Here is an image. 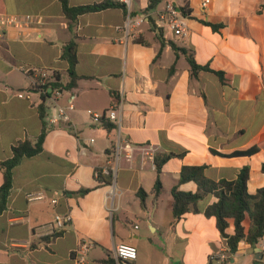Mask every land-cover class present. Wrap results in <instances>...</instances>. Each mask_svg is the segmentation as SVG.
<instances>
[{
  "label": "crops",
  "instance_id": "crops-1",
  "mask_svg": "<svg viewBox=\"0 0 264 264\" xmlns=\"http://www.w3.org/2000/svg\"><path fill=\"white\" fill-rule=\"evenodd\" d=\"M105 1L126 8L80 15L71 27L63 0H0V13L40 20L0 37V162L9 160L20 143L38 141L44 129L39 73L49 70L68 84L69 64L62 54L70 41L77 43L80 77L72 89L47 98L43 151L14 170L8 205L0 214V264H74L72 254L83 239L94 243L88 264H112L119 244L137 248L132 264H264V238L255 247L241 242L236 253L230 252L216 219L205 215L218 201L214 195L177 222L171 205L173 187L198 189L194 182L179 184L184 166H206V177L214 181L235 180L248 166V192L264 188V0H211L206 8L204 0H165L153 11H147L149 0L68 4ZM168 1L187 16L185 38L156 27L157 11ZM128 17H144L129 35L121 29ZM190 56L210 71L193 75ZM213 71L224 72L228 81ZM71 95V122H51ZM120 106L121 139L135 147L152 146L155 154L149 160L136 150L129 160L122 152L113 176L106 168L113 162L119 129L107 119L95 123L88 111ZM253 146L261 148L258 154L225 156ZM170 154L182 156L171 157L158 175L156 161ZM158 176L163 191L155 201ZM3 181L0 169V187ZM39 193L45 198L27 197ZM57 214L70 215L71 222L53 238L49 226ZM229 223L232 235L233 220ZM250 225L247 218L246 231ZM221 254L225 261L217 260Z\"/></svg>",
  "mask_w": 264,
  "mask_h": 264
},
{
  "label": "trees",
  "instance_id": "trees-1",
  "mask_svg": "<svg viewBox=\"0 0 264 264\" xmlns=\"http://www.w3.org/2000/svg\"><path fill=\"white\" fill-rule=\"evenodd\" d=\"M164 1L165 0H149L147 11L156 10V8ZM115 6L126 8L124 4L112 1H105L103 3L87 6L70 7L68 0H63V10L71 27L80 15L102 11ZM62 57L69 64L67 70L69 82L64 86V84L60 83V79L56 78L54 81H50L45 88H41L42 103L39 105V112L40 117L44 122V129L38 141L35 144L29 141L20 143L13 147L12 157L9 160L0 162V169L4 174V181L0 187V214L6 210L8 205V200L13 189L15 168L23 159L34 157L43 151L47 126V123L44 121L46 119L45 102L47 98L52 96L53 92L57 89H72L77 85V81L80 79L76 73L78 58L77 43L75 41H70L64 46ZM189 63L193 75H196L201 69L210 71L208 67L199 66L192 56L189 57ZM214 73L222 81H228L224 72ZM107 128L114 129V125H107ZM260 149L259 146H253L248 150L236 151L225 156H252L258 154ZM173 156L181 157L182 155L170 154L163 157L161 160L156 161L158 175L161 173L162 165ZM205 169L206 166H184L182 168L179 184L194 182L197 184L198 189L196 192H184L179 189V185L172 188L171 205L175 222L181 220L191 211H198L199 202L208 195H214L217 197L218 201L206 209L205 215L209 218L213 217L216 219L217 228L222 237L226 239L230 252L236 253L241 242H246L251 247H255L260 240L264 238V188L258 189L254 195H251L248 192V180L250 177V168L248 166L241 170L238 178L235 180H211L206 177ZM262 171L264 172V164L262 166ZM105 182H111L110 175L105 179ZM162 191L163 185L158 176L152 193L155 201L160 198ZM139 196L142 206L145 208L148 194L143 190L139 193ZM247 218H249L251 222L248 231H246L244 226V222ZM229 220H233L234 223V234L232 235L227 233V229L230 226ZM57 236L58 234L54 235L53 238H56Z\"/></svg>",
  "mask_w": 264,
  "mask_h": 264
},
{
  "label": "built area",
  "instance_id": "built-area-1",
  "mask_svg": "<svg viewBox=\"0 0 264 264\" xmlns=\"http://www.w3.org/2000/svg\"><path fill=\"white\" fill-rule=\"evenodd\" d=\"M125 4H130V0H119ZM211 3V0H204L202 5L203 8H206ZM40 20L36 19L31 15H9L0 13V37L5 34V32L11 28L22 29L29 27L32 24L39 23ZM144 23V17H128L124 26L121 28L123 31L129 35L130 31L140 26ZM156 27L159 30H164L171 32L175 37L185 38L189 35L190 29L187 24V16L183 14V11L173 2L168 1L165 7L162 10L157 11V22ZM55 73L50 72L49 70H41L39 73L40 81L38 85L41 88H45L46 85L55 80ZM56 96H59V90L53 92ZM19 97H23L22 94ZM75 97L69 96L68 104L66 107L58 106V116L53 117L51 122L56 124L61 123H70V112L75 110L74 104ZM120 107H111L104 113H95L92 110L88 111L89 116L95 123H101L103 119H107L109 122L116 126V129H119L118 141L116 144L115 155L113 157V162L109 168H106V173L111 175H116L120 165V159L122 152L126 153V156L129 160L132 159L133 153L138 150L149 160L154 159L155 149L152 146L140 145L132 146L127 141L121 139L120 134ZM28 199L32 200H41L45 198L42 193L39 194H28ZM53 204L57 203V200H52ZM71 222L70 215L57 214L54 218L53 223L49 227L54 230V235L63 231L68 223ZM262 250L264 251V241L261 245ZM94 249V243L90 240L83 239L79 242L76 249L72 254L74 264H88L89 254ZM138 258V250L136 247L128 244H119L116 245L113 249V263L112 264H132ZM218 261H225L226 255L221 254L217 256Z\"/></svg>",
  "mask_w": 264,
  "mask_h": 264
},
{
  "label": "rangeland",
  "instance_id": "rangeland-1",
  "mask_svg": "<svg viewBox=\"0 0 264 264\" xmlns=\"http://www.w3.org/2000/svg\"><path fill=\"white\" fill-rule=\"evenodd\" d=\"M167 199H169V197H167L166 200H165L164 203H163L162 208L164 207V209H166V207L168 206Z\"/></svg>",
  "mask_w": 264,
  "mask_h": 264
}]
</instances>
